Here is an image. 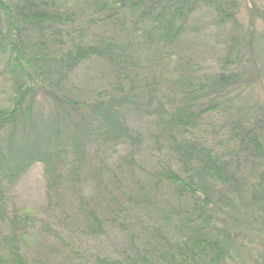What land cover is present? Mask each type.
<instances>
[{
    "label": "trees",
    "instance_id": "1",
    "mask_svg": "<svg viewBox=\"0 0 264 264\" xmlns=\"http://www.w3.org/2000/svg\"><path fill=\"white\" fill-rule=\"evenodd\" d=\"M202 6L218 27H230L213 74L196 71L193 58L180 60L189 21ZM239 6L240 0H0V61L12 87L9 106L0 108V219L10 228L0 264H33L22 249L26 221L7 207L36 164L43 166L47 207L79 205L66 216L71 232L97 236L114 226L131 244L123 258L97 256L93 264L234 261L233 246L264 228V104L254 90L258 75L248 73L258 60L264 66V33L254 26L241 32ZM252 15L264 20L255 5ZM153 50L154 65L176 58L181 71L168 81L165 101L157 97L164 81L155 80L151 65L152 83L140 73ZM236 85L251 89L253 103L229 130L222 125L226 145L203 143L193 130ZM237 100L241 93L226 102ZM162 149L165 159L147 170L140 160ZM150 216L154 226L140 228ZM257 260L264 264V254Z\"/></svg>",
    "mask_w": 264,
    "mask_h": 264
},
{
    "label": "rangeland",
    "instance_id": "2",
    "mask_svg": "<svg viewBox=\"0 0 264 264\" xmlns=\"http://www.w3.org/2000/svg\"><path fill=\"white\" fill-rule=\"evenodd\" d=\"M254 5L260 10H264V0H240L237 17L241 32H245L251 26H254L256 33L260 35L264 33V20L257 15H252ZM189 27L190 29L185 34V40L181 47V64H185L186 59L193 58L196 71H200L202 74L215 73L222 65L224 43L228 39L230 27H218L215 24L214 12L204 6L191 17ZM93 33H97V31H93ZM153 55L156 56L154 50L151 53H146L148 62L142 61L143 70H140V73L146 74V79L152 83L154 81L153 79L151 80L152 75L148 77L151 65L156 73L159 74L155 80L164 81L157 92V97L158 100L165 101L168 96L171 97L172 95L169 93L171 92V86L169 87L168 81L171 82V79H175L181 71H175L177 66L176 58L172 61L162 59L165 64L159 67L150 60L156 59ZM257 62L258 65H255V68L250 69L248 73L249 76L258 75L259 77V82L254 86V90L257 94L256 98L263 105L264 66L261 61L258 60ZM244 64H247V61H244ZM4 65V60L0 61V108L9 106L12 95L11 80L4 73ZM257 69H259L260 74H258ZM250 91V88L247 90L243 89V85L232 87L228 95L219 99L224 102V105L221 104L217 111L206 114L200 125H198L197 131L193 130V134L199 136L205 144L213 145L216 141L225 142L226 138L224 137L228 133H226V130H229L230 122L238 119L242 113L247 112L248 106L253 103L249 97ZM239 93H241V100H243H237L238 102L229 106L226 100L236 97ZM38 99L41 100L40 97ZM203 102H206V100ZM241 105L245 106L243 111L239 110ZM228 107L232 108L228 110ZM224 123L226 130L222 128ZM138 126L139 122L134 127L138 128ZM151 128L152 123L149 126V129ZM223 144L226 145V142ZM166 156L164 149L159 152L152 150V152L147 154V158L143 157L140 162L143 163L145 159L146 169L149 170L156 165V162L165 159ZM140 173L138 174L141 177L144 178L146 176L144 172ZM9 198L8 213L18 215L22 223L26 221L25 224L23 223V228L27 230V234L22 249L33 264H93L94 257L108 255V257L113 259L123 258L126 252L130 251L131 244L128 239L124 238L122 231L114 226L107 230V234H97V236L91 235L89 231L82 232L78 230L71 232L70 230L73 229L72 226L74 224L72 222L66 224L70 222V219H66V216L71 213L74 215L79 205L69 202L58 208H54V206L50 208V205L47 207L46 187L41 164H36L21 179L9 194ZM154 220L155 217L153 216L149 221L144 222V224L148 223V226H138L147 228V230L148 228L151 229L154 226V224L151 225ZM9 229V226L0 219V252L2 251L3 236L7 235ZM61 238L67 244L74 246L79 251V254L74 255L62 243ZM246 239L243 242L239 241L233 246L231 255L234 257V261L229 260V264H254V262L258 261L259 256L264 254V228H257L249 237V242ZM137 243L140 249L145 246L142 236H138Z\"/></svg>",
    "mask_w": 264,
    "mask_h": 264
}]
</instances>
